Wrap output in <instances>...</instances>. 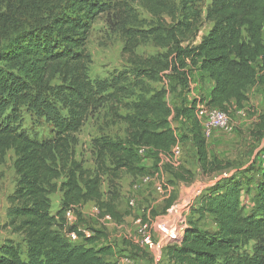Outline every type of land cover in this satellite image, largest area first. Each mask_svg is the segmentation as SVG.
Instances as JSON below:
<instances>
[{
  "label": "trees",
  "instance_id": "trees-1",
  "mask_svg": "<svg viewBox=\"0 0 264 264\" xmlns=\"http://www.w3.org/2000/svg\"><path fill=\"white\" fill-rule=\"evenodd\" d=\"M0 0V164L12 152L15 184L6 197L4 229L22 239L23 250L12 239L0 242V264H119L102 231L89 229L85 237L82 208L93 203L100 217L109 216L120 224L124 214L118 210L113 193L102 200L100 175L116 176L121 169L132 176L147 177L139 165L138 148H147L155 161L159 156L171 160L172 148L180 142L170 117L189 123V139L194 148L197 169L210 177L230 168L218 159L210 160L207 143L196 107L204 104L226 114L231 107L243 108L246 91L252 85L264 88V0H210L204 14L198 0H181L169 25L160 23L153 32V43L164 52L140 60L136 78L160 81L169 77L180 94L190 92L193 73L204 74L212 83L206 99H184L173 110L163 90L145 91L131 105L132 112L116 119L126 124V138L94 141L96 173L82 168L72 153L70 135L81 126L83 111L117 93L126 72L92 84L85 68L88 32L95 18L109 9L105 0ZM152 11L155 2L150 0ZM1 7H5L1 11ZM17 12L28 9L31 22L25 26ZM43 10V15L38 14ZM21 22L20 23H18ZM206 31L198 39L201 29ZM123 54L133 56L134 37ZM57 80L63 85H50ZM105 90L112 93L104 95ZM50 95L57 100L49 101ZM106 96V97H104ZM20 107L49 113L53 137L37 140L20 124ZM61 108V109H60ZM65 110V114H61ZM256 136L264 135V114L256 124ZM109 157V166L105 157ZM172 180L190 183L193 175L182 167L167 163ZM237 175L220 179L202 196L196 214L212 218L215 230H201L188 222L178 242L166 245L165 264H264V162L256 182L252 209L245 212ZM60 194L59 208L51 213L50 195ZM171 199L165 209L171 205ZM72 211L76 222L67 225L65 213ZM75 232L78 241L70 242L63 231ZM256 244L252 253L243 245Z\"/></svg>",
  "mask_w": 264,
  "mask_h": 264
},
{
  "label": "rangeland",
  "instance_id": "rangeland-1",
  "mask_svg": "<svg viewBox=\"0 0 264 264\" xmlns=\"http://www.w3.org/2000/svg\"><path fill=\"white\" fill-rule=\"evenodd\" d=\"M16 1L14 0L13 4H16ZM105 1L110 5L109 9L95 18L87 35L85 50L89 63L86 65L85 74L92 84L113 78L123 72L127 74L126 78L120 82L122 88L117 90V93L104 96L105 101L83 111L79 130L70 135L74 158L81 163L83 169L92 173L97 172L94 141L99 138L122 141L126 138V124L116 119L117 116L114 113L116 112L118 116L131 113V105L138 95H145V91L163 90L164 99L173 110L184 99L187 103L192 99H206L210 88L206 79L192 75L190 92L182 95L169 77H163L162 80L154 82L136 78L134 75L135 69L140 65V60L158 57L164 52L154 45L151 32L160 23L171 24L172 14H177L181 0H153L156 3L153 8L155 12L152 11L150 0ZM209 2L210 0H198L197 7L202 14ZM4 10L5 7H1V11ZM13 10L16 19L20 18L22 25L27 26L31 22L27 16L28 9H22L23 13L17 12L16 7ZM38 10V14L42 16L43 10ZM21 22L18 21L20 24ZM206 27L207 25L201 29L198 39L205 33ZM127 31L136 42L133 56L122 52L129 42L126 39ZM50 85L63 84L53 80ZM110 93H112L111 90L103 92L104 95ZM246 95L247 105L244 104L241 109L236 107L229 109L228 130L215 129L208 136L205 135L209 159H218L228 163L229 169L210 177L201 176L196 166L194 148L188 137L189 123L185 120L175 121L170 117L171 127L181 139L179 156L166 160L160 155V160L155 161L150 151L140 155L139 165L147 171V182H142L145 177L137 178L123 169L116 176L101 174L99 190L102 200H108L113 193L115 204L124 214V218L119 225L112 221L106 223L102 221L93 203L83 206L81 212L85 223L82 227L80 226L79 230L88 237L91 235L89 229L102 231L106 235L103 240L93 246H98L100 243L110 244L117 261L137 257L146 260L147 264H161L163 250L158 252L159 261H154L140 243L141 233L136 222L140 221L142 225L148 223L153 242L164 246L178 242L188 222L196 224L201 230L214 231L215 225L212 218L208 215L196 214V209L207 189L225 177L237 175L244 210L248 212L252 209L256 182L264 162V135L254 134L259 116L264 114V88L256 84L252 85L247 89ZM49 101L54 103L57 100L50 95ZM55 104L57 109L61 107L60 104L56 102ZM40 112L42 113L41 110L37 112L27 107H20L18 114V124L21 128L39 141L52 138L54 131L49 113L42 116ZM61 114H65V110H61ZM197 115L200 117L199 114ZM200 121L202 128L204 118ZM13 160L14 156L10 151L0 164V242L7 238L12 239L23 250L21 237L12 236L7 229H4L6 197L12 192L15 184ZM168 161L174 167L188 170L193 175L191 182L172 180L165 171ZM105 163L109 166L108 156L105 157ZM170 199L172 200L171 205L165 209ZM50 200L51 213L55 214L59 208L60 194L50 195ZM130 201L133 202V206L129 205ZM255 244L256 242L251 240L243 245L242 250L248 254L252 253Z\"/></svg>",
  "mask_w": 264,
  "mask_h": 264
},
{
  "label": "built area",
  "instance_id": "built-area-1",
  "mask_svg": "<svg viewBox=\"0 0 264 264\" xmlns=\"http://www.w3.org/2000/svg\"><path fill=\"white\" fill-rule=\"evenodd\" d=\"M260 69H261V73H263L264 72V61H262L260 63ZM199 106H201V107H199ZM197 114H199L200 117H198ZM196 117H197L198 121L200 122V124H201V121H200L201 118H204V126L202 127V131L204 133V136L205 135L208 136L210 134V132L212 130H215V129H226V130H228V122H229L228 114H226V113H224L218 109L208 108L204 104H198L196 107ZM147 151H148L147 148H138L137 153H138V155H144V154H146ZM179 155H180V147L178 144H176L171 150V157H173L175 159V157L179 156ZM166 160H168V159H166ZM263 161H264V155H263ZM168 163H169V161H168ZM147 181H148V177H145L142 179V182H147ZM129 205L133 206V202L130 201ZM64 218H65L67 225H73L76 222L75 214L72 211L66 212ZM102 221L109 223L112 220L110 219L109 216H103ZM136 224L138 225L139 232L141 233V237H140L141 245L150 253L151 258L154 261H159L158 252L160 250L162 251V249L165 246L160 244V243L155 244L153 242L152 237L149 233L148 223L142 225L140 223V221H137ZM63 235L70 242L78 241V237H77L75 232L69 233L66 230H64ZM85 236L88 237V235H85Z\"/></svg>",
  "mask_w": 264,
  "mask_h": 264
},
{
  "label": "crops",
  "instance_id": "crops-1",
  "mask_svg": "<svg viewBox=\"0 0 264 264\" xmlns=\"http://www.w3.org/2000/svg\"><path fill=\"white\" fill-rule=\"evenodd\" d=\"M197 40H199V39H197ZM193 75L194 76H196V77H203L204 79H206L208 82H209V84H210V88H209V91H210V89H211V86H212V83H211V81L203 74H201L200 72H194L193 73ZM257 85V84H256ZM209 91H208V93H207V96H208V94H209ZM247 103H248V99H247V101L244 103V104H246L247 105ZM178 145H179V147H180V144L178 143ZM116 224V223H115ZM117 225H119V224H117ZM118 263L119 264H147L146 263V260H144V259H141V258H135V259H123V260H120V261H118ZM163 264H165V262H163Z\"/></svg>",
  "mask_w": 264,
  "mask_h": 264
}]
</instances>
